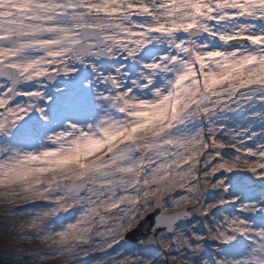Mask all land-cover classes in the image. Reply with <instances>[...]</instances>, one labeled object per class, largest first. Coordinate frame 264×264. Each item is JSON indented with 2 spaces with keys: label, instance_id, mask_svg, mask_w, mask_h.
<instances>
[{
  "label": "snow or ice",
  "instance_id": "snow-or-ice-1",
  "mask_svg": "<svg viewBox=\"0 0 264 264\" xmlns=\"http://www.w3.org/2000/svg\"><path fill=\"white\" fill-rule=\"evenodd\" d=\"M0 205L18 264H264V0H0Z\"/></svg>",
  "mask_w": 264,
  "mask_h": 264
},
{
  "label": "clouds",
  "instance_id": "clouds-1",
  "mask_svg": "<svg viewBox=\"0 0 264 264\" xmlns=\"http://www.w3.org/2000/svg\"><path fill=\"white\" fill-rule=\"evenodd\" d=\"M51 179V178H49ZM28 203L27 198H23L19 204L14 205L15 207L23 206L24 204ZM10 207L9 205H0V211H3ZM27 221H24L22 226L14 230L13 232L8 233V237L10 238V243L14 246L15 249H23V250H29L31 248L40 247L42 246V242L39 239H33V240H18L16 239V236L24 231V228L27 226ZM51 264H70V261L63 260V259H57L56 261H52Z\"/></svg>",
  "mask_w": 264,
  "mask_h": 264
},
{
  "label": "rangeland",
  "instance_id": "rangeland-1",
  "mask_svg": "<svg viewBox=\"0 0 264 264\" xmlns=\"http://www.w3.org/2000/svg\"><path fill=\"white\" fill-rule=\"evenodd\" d=\"M33 204H38V203H33ZM29 205H31V204H29ZM29 205H23V206H26L27 207ZM19 207H17L16 209H14V211L16 213H19L21 216H23L25 218H27V216H28L29 213L38 212V211H35L34 209L23 210V211L17 210V209H19ZM58 218H62V219H60V221L56 224V227L66 226L67 223L71 222L72 219H73V217H58ZM10 255H15V254L13 252H11L10 250H1L0 251V262L3 264V258L4 257H9ZM35 260H36V257H33L31 259L24 260V261H35ZM13 262H14V264H18L17 258H16V260H13Z\"/></svg>",
  "mask_w": 264,
  "mask_h": 264
},
{
  "label": "trees",
  "instance_id": "trees-1",
  "mask_svg": "<svg viewBox=\"0 0 264 264\" xmlns=\"http://www.w3.org/2000/svg\"><path fill=\"white\" fill-rule=\"evenodd\" d=\"M45 205H43V204H41V203H38V204H31V205H29V206H20L19 207V209H17V210H21V211H23V210H30V209H34L35 211H39L42 207H44ZM60 219H62V218H55L53 221H52V224H54L55 226H56V224L60 221ZM29 234H31V233H29ZM130 245V244H129ZM1 251V250H0ZM15 254V253H14ZM9 258H11L12 260H16V256L15 255H10L9 256ZM31 258H33V257H30V256H24V257H22V258H20V259H22V260H28V259H31ZM0 264H2L1 262H0Z\"/></svg>",
  "mask_w": 264,
  "mask_h": 264
},
{
  "label": "water",
  "instance_id": "water-1",
  "mask_svg": "<svg viewBox=\"0 0 264 264\" xmlns=\"http://www.w3.org/2000/svg\"><path fill=\"white\" fill-rule=\"evenodd\" d=\"M138 241V234L137 233H129L128 242L133 243Z\"/></svg>",
  "mask_w": 264,
  "mask_h": 264
}]
</instances>
